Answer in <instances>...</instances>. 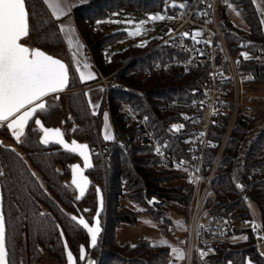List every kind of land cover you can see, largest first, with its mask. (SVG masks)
Wrapping results in <instances>:
<instances>
[{
  "label": "trees",
  "instance_id": "1",
  "mask_svg": "<svg viewBox=\"0 0 264 264\" xmlns=\"http://www.w3.org/2000/svg\"><path fill=\"white\" fill-rule=\"evenodd\" d=\"M168 1L83 0L73 7L77 28L98 72L97 78L90 83L113 74V79L122 85L104 89L97 114L90 111L87 96L79 89L72 68L70 85L62 92L68 111L65 136L68 140L89 145L93 167L88 169V175L93 182L99 183L106 196V211L100 215L104 232L97 247L91 249L99 264H179L171 258L169 245L156 244L146 238H140L135 244L123 243L118 237L120 227L139 222L138 211L124 204L126 199L144 206L158 220L163 218V231H166L165 224L174 221L169 203L177 202L188 207L192 197L191 189L184 181L187 168L164 166L153 147L134 143L137 126L125 120L121 103H130L141 117L148 119L155 135L167 144L169 152L189 156L187 142L190 133L171 134L167 125L179 119L183 111L200 112L197 102L204 96L201 86L208 81L210 65L200 63L190 69L172 65L145 75L146 69L154 64L188 57L176 44H159L163 38L161 34L148 38L143 46L131 39L122 50L106 55L114 44L128 35L126 29H118L116 23L108 22L114 21L116 12L135 10L151 14L160 12ZM231 1L249 29L235 26L224 11L221 14L225 22L223 32L231 53L245 60V67L255 76L247 85L248 97L251 91L264 90V61L252 56L245 59L242 53L246 50L242 44L251 41L254 49L264 48V18L255 0ZM27 6L31 32L24 42L68 64L59 26L49 9L42 0H27ZM196 87L198 92L193 93L192 89ZM260 99L261 109L254 116L242 109L238 113L212 182L216 193L212 212L235 219L257 218L264 229V170L260 173L254 171L264 168V94ZM249 102L254 101L247 98ZM107 109H110L118 140H105L102 135ZM62 114L60 105H52L37 117L46 127L57 128L62 124L57 123ZM230 119L231 111L228 110L219 112L212 122L204 156V167L208 172L227 134ZM33 123L29 122L25 136L21 138L23 142H17L20 150L0 143V169L4 172L0 184L4 195L10 264H44L47 254L58 264H67L65 240L76 257L80 246L86 241L90 243L87 231L78 220L72 219L73 216L79 218L73 213L86 199L77 200L66 183L71 174L70 163L77 159V155L56 143L44 145L42 132ZM0 132L9 141L13 140L6 127ZM237 185H243V188ZM153 197L156 200H151ZM251 203L258 207L259 214L255 213ZM80 217L85 218V215ZM235 234H245L248 239H233L230 243L215 246L208 263L249 264L251 261V264H264V253L259 248L261 240L251 231H235Z\"/></svg>",
  "mask_w": 264,
  "mask_h": 264
},
{
  "label": "built area",
  "instance_id": "2",
  "mask_svg": "<svg viewBox=\"0 0 264 264\" xmlns=\"http://www.w3.org/2000/svg\"><path fill=\"white\" fill-rule=\"evenodd\" d=\"M75 4L83 0H72ZM175 3L176 7H171ZM186 7L180 8L179 4ZM233 5L231 0H185L168 1L160 10L166 18L158 23L161 26L162 40L159 44L168 43L178 45L187 54V58L176 59L172 62L157 63L146 69L145 75H150L152 70L168 68L172 65H182L186 69L194 68L198 64H209L208 81L202 85L204 96L197 102L200 112L183 111L179 119L171 121L167 130L171 134L180 135L189 132L188 148L189 156H180L169 152L167 144L161 142L155 135L145 117H141L130 103L122 102L121 111L125 114V120L133 122L136 126L134 143L160 148L157 154L161 157L162 164L168 167H185L187 176L184 181L191 189L192 197L189 209V223L186 228L190 243L191 258L188 264H209L208 257L212 249L220 244H227L233 240L235 231H251L253 235L264 242V229L257 219L240 218L235 219L223 213H214L212 208L216 201V193L212 186L217 166L220 162L230 133L237 120L239 111L242 109L250 116H254L261 108L252 107L247 103V85L255 78L239 55L231 53L223 32L221 14ZM158 25L150 21V30L156 31ZM202 34L197 36L196 32ZM184 33H189L184 36ZM248 36V33H247ZM210 41V43H209ZM251 41L243 42L249 57L264 61V48L254 49ZM105 90L113 86H122L113 79L112 75L101 78ZM193 93L198 88L192 89ZM231 111V121L227 134L222 142L214 165L208 172L204 167L205 150L209 143L212 122L219 112ZM173 125H183L179 131L173 129ZM1 129V128H0ZM203 133V135H201ZM115 140L118 133L115 131ZM130 147V144L128 145ZM264 168L254 171L260 173ZM151 200H156L153 197ZM159 224H164V219H159ZM258 225L253 228L252 224ZM207 253L202 255L201 253Z\"/></svg>",
  "mask_w": 264,
  "mask_h": 264
},
{
  "label": "snow or ice",
  "instance_id": "3",
  "mask_svg": "<svg viewBox=\"0 0 264 264\" xmlns=\"http://www.w3.org/2000/svg\"><path fill=\"white\" fill-rule=\"evenodd\" d=\"M45 3L51 8L57 20L62 16L68 15L67 9L69 5L67 0H45ZM176 6L175 3L171 5V7ZM179 7L184 8L186 5L181 3ZM237 15H239L238 12ZM166 18L169 17L162 14L149 16L151 21L164 20ZM108 22L120 23L121 21L109 20ZM147 22H139L135 30L130 34L140 35L145 30L143 25ZM97 23H100V21ZM59 30L67 35L69 46L75 49L72 52V57L76 78L81 83L95 80L96 74L91 70L92 65L88 62L87 57L81 58L80 56L84 45L79 40L75 28L71 25L61 24ZM30 32V11L27 6V0H0V128L6 127L18 142H23L21 138L25 136V130L28 128L29 122L33 121L37 125L38 130L43 133L41 142L44 145L56 143L61 145L67 152L78 154L82 157L84 161L83 168L79 164L71 166L73 173L71 183L79 192L76 199H81L85 196L90 184L88 177L84 175V171L93 167L89 145L75 140L67 141L64 132L60 128L46 127L37 117L38 113L47 111L49 107L46 97L63 92L69 87L72 79L69 65L40 48H32L23 43L22 41L30 36ZM201 34L199 31L196 32L197 36ZM183 35L188 36L189 33H184ZM73 36H76L75 40H73ZM143 43L146 44L147 42ZM140 46H143V44ZM242 56L245 59H250L248 53H242ZM85 95L88 94L85 93ZM56 98L58 99L59 97L57 96ZM98 107L99 105H94V109ZM108 119V114L104 113V139L113 140L114 135ZM172 127L179 131L183 128V125H173ZM156 151L159 153L160 148L157 147ZM2 175H4V172L0 169V176ZM237 187L243 188V185H237ZM96 192L98 195V210L94 217V224H90L83 217H72L73 220H78L79 225L90 235L92 248L97 247L98 238L102 232L100 214L104 208L103 194L99 188L96 189ZM2 200L3 197L0 196V264H10L9 250L6 244V218ZM251 226L253 228L258 227L254 223ZM61 235H63L62 232ZM241 238L244 240L248 239L247 236L233 237V239ZM64 245L65 249H68L67 240L64 241ZM173 251L178 253V258H183L181 250L173 249ZM201 254L207 255V253L203 252ZM86 256L85 247L81 245L79 258L85 259ZM67 260L68 264H77V258L70 249L67 250ZM89 264H95V262L89 261ZM249 264H251V261H249Z\"/></svg>",
  "mask_w": 264,
  "mask_h": 264
},
{
  "label": "crops",
  "instance_id": "4",
  "mask_svg": "<svg viewBox=\"0 0 264 264\" xmlns=\"http://www.w3.org/2000/svg\"><path fill=\"white\" fill-rule=\"evenodd\" d=\"M42 1L45 3V0H42ZM255 1L257 3V6H258L260 12L263 15V18H264V0H255ZM67 4L69 5V8L67 9L68 15L62 16L60 18V19H62L60 21V24L71 25L72 27L75 28V32L78 35L79 40L84 45V48H83L80 56H81V58L87 57L88 62L92 65V69L91 70L93 72H95L96 78H97L98 72H97V70L95 68L93 57L91 55L90 50L87 47L86 42L84 41L83 37L81 36L80 31L77 28V25H76V22H75V19H74V16H73V7L76 4L72 0H67ZM45 5L49 9L51 15L56 19V17L53 15L52 10L48 6V4L45 3ZM232 6L233 5H231L229 8H227V11H225L226 15H227V18H229V20L235 26H237L239 28H242L244 30H248L249 29L248 24L245 22L241 12L239 11L241 18H240V16L238 18L237 11L232 9ZM232 15L235 16V18H236L235 20H233ZM61 35H62L64 44H65V47H66V50H67V53H68L69 69L72 68V70L74 72V64H73L72 52L75 49H72L69 46L67 35L65 33H63V32H61ZM75 39H76V36H73V40H75ZM28 46L31 47L30 45H28ZM77 80H78V83H79V89H81L82 91H84L88 95L92 96V99H91L92 100V102H91L92 106H90L89 108H90V111L93 114H97L98 111H99V108H100L101 99H102L103 92H104V89H105L104 86H103V83L101 82V79L98 80V81H95L93 83H90L91 81H88L86 83H81L78 78H77ZM47 98L48 97H46L45 99H47ZM87 101H88V99H87ZM94 105H99V107L94 109ZM105 113L108 114V117H109L108 123H109V125L111 127L112 134L114 135L115 128H114V125L112 124L110 109H107L105 111ZM60 129L64 132L63 128H60ZM104 131H105V120L103 121V127H102V135L103 136H104ZM114 138H115V135H114ZM65 139L67 141H69V142H71L73 140V139L68 140L66 138V136H65ZM0 141L3 142L5 145H8V146H13L12 143L14 141L16 143L18 142L14 137H13V140H10V141L7 138H5V137H0ZM83 144H86V143H83ZM76 164L81 165L82 168L84 167V163L82 162V160L80 158H78L77 160L71 162L70 163L71 174L67 177L66 180L68 182V185L70 186V188L74 192L75 196L77 197L79 195L78 189H76V187L71 183V181L73 179V173H72V167L71 166L72 165H76ZM84 175H86L88 177L89 181H90L88 190L85 193V194H87V192L91 188V185H93V181L89 177L86 169L84 171ZM93 186H96V184L93 185ZM97 188L101 189L98 185L96 186V189ZM251 206H252L253 210H256V209L258 210V207L254 203H252ZM131 208H133V207H131ZM169 208L172 211L173 218H174L175 215H180L182 212H183V214H186V222L183 223V221H181L179 223H176V221L174 219V221L171 224H168V223L165 224L167 226V230L163 231V226L162 225H164V224H159V222H158L159 220L157 218H155L151 213L147 212L146 210H142V211H140L142 213H139V211L137 210L138 211V215H139L138 224L137 225H130V224L123 225L122 227H120L118 229V237L121 240V242H123V243L130 242V243L135 244L140 238H146V239L152 241L153 243L154 242L155 243L159 242L158 244L169 245L170 249H171V258L174 261L178 262L179 264H188V261L191 258V250H190L191 246H190V243H189V240H188V235H187V232H186V228H187L188 223H189V209H188V207H186V206H184L182 204H179L177 202H170L169 203ZM137 226H140V227L137 228ZM243 236H245V234L235 235L234 237L240 238V237H243ZM234 240H240V239H234ZM173 249L181 250L183 252V258L182 259L178 258V253L174 252ZM89 252H90V250H89ZM93 256L91 254V256H89V258L92 259Z\"/></svg>",
  "mask_w": 264,
  "mask_h": 264
},
{
  "label": "rangeland",
  "instance_id": "5",
  "mask_svg": "<svg viewBox=\"0 0 264 264\" xmlns=\"http://www.w3.org/2000/svg\"><path fill=\"white\" fill-rule=\"evenodd\" d=\"M45 4V3H44ZM47 7V6H46ZM232 9H234L235 11H237L239 13L238 8L233 4ZM227 11V9H226ZM230 11V10H229ZM149 14L150 13H146V12H140V11H135V10H124V11H118L115 13L114 15V21H121L120 23H116L117 26L116 28L118 29H126L128 31V35L121 39L119 42H117L116 44H114L106 53L107 56H110L112 53L122 50L130 41L131 39H135V41L139 44L142 45L144 44L143 42L147 41L148 38L160 34L161 33V26L158 25L159 22H161L162 20H155V24L158 25V29L156 31H150V21L149 20ZM153 14H161L160 12H155ZM238 18L240 16L237 15ZM51 17L53 19H55L52 15ZM233 20H235V16L232 15ZM241 18V16H240ZM229 19V18H228ZM62 19H55V21L57 22L58 26H60V21ZM141 21H148L146 24L143 25V28L145 29L144 31H142V33L140 35H131L130 33L133 32L135 30V28L137 27V25L139 24V22ZM113 76V74H111ZM264 94V90L263 89H259L257 91H251L250 93H248V101L249 100H253V103L249 104L252 107H260L261 106V99L260 96ZM59 97L58 99L56 97ZM87 99H88V105L89 107L92 106L91 102H92V96L91 95H87ZM47 100V104L48 106H52V105H60L62 110H63V114L60 116V119H58L59 121L57 123H62L61 126H57V128H63L64 129V125H65V119L68 116V111H67V106H66V97L63 95L62 92L57 93V94H53L48 96ZM33 125L35 127H37V125L35 123H33ZM27 129V128H26ZM43 135V133H42ZM0 137H4L3 134L0 132ZM12 145L17 149L20 150L18 144L14 141L12 143ZM67 179V178H66ZM66 183L68 184L67 180ZM70 184V183H69ZM99 184V183H98ZM97 184V185H98ZM97 192L96 189H94V191H92V193H90L89 196H87L86 198V203L90 206V210L86 211V216L89 220H92V218H94L96 210H97ZM124 204L133 207L134 209L138 210L139 213H142L140 211L145 210L144 206L142 205H138L135 202H133L130 199H126L124 201ZM252 204V203H251ZM256 214H259L257 209L255 210ZM174 219L176 221V223H179L181 221H183V223L186 222V214H183V212L180 215H175ZM126 225V224H125ZM179 225V224H178ZM140 226H137V228H139ZM244 237V236H243ZM155 243V242H154ZM159 242H157L156 244H158ZM259 248L261 250L262 253H264V244L263 242L259 241ZM44 264H58L50 255L47 254L46 258H45V262ZM82 264V263H81Z\"/></svg>",
  "mask_w": 264,
  "mask_h": 264
},
{
  "label": "flooded vegetation",
  "instance_id": "6",
  "mask_svg": "<svg viewBox=\"0 0 264 264\" xmlns=\"http://www.w3.org/2000/svg\"><path fill=\"white\" fill-rule=\"evenodd\" d=\"M23 43H25L24 41H22ZM26 44V43H25ZM27 46H28V44H26ZM53 95V94H52ZM79 157L77 156V159H78ZM76 159V160H77ZM75 161V160H74ZM73 162V161H72ZM87 173H88V170H87ZM96 184V186H97V183H95V182H93V185H95ZM68 185V184H67ZM93 185H91V188L89 189V191L87 192V194H85V196L82 198V199H77V200H79V201H83L84 199H86L87 198V196H89L90 195V193H92V191H94V189H96V186H93ZM69 186V185H68ZM99 186V185H98ZM70 187V186H69ZM100 187V186H99ZM101 188V187H100ZM72 190V189H71ZM102 190V189H101ZM73 194H74V192H73ZM74 196H75V194H74ZM75 198H76V196H75ZM86 210H90V206L86 203V202H83V203H81V206H80V208H77V210L75 211V213H73L74 215H77L78 217H80V216H82V215H85V218L89 221V223L91 224L92 222H93V220H94V218H92V220H89L88 218H87V216H86ZM82 211V212H81ZM89 242L88 241H86V242H84L82 245L85 247V250H86V252H87V258H89V256H91V254H92V252H91V248H90V244H88ZM89 250H90V252H89ZM77 258V264H84V261H81V259L79 258V256H77L76 257Z\"/></svg>",
  "mask_w": 264,
  "mask_h": 264
},
{
  "label": "water",
  "instance_id": "7",
  "mask_svg": "<svg viewBox=\"0 0 264 264\" xmlns=\"http://www.w3.org/2000/svg\"><path fill=\"white\" fill-rule=\"evenodd\" d=\"M151 15H153V13H151V14H149V16H151ZM1 142V141H0ZM90 148V147H89ZM90 152H91V149H90ZM81 160H82V162L84 163V161H83V158L82 157H80L78 154H76ZM91 163H92V165H93V160H92V152H91ZM88 169H90V168H87L86 170H88ZM100 191L102 192V194H103V197H104V208H103V211L101 212V214L103 213V212H105L106 211V207H105V203H106V196H105V194L103 193V191L100 189ZM0 196H2L3 197V200H2V205H3V210H4V195H3V190H2V187H1V184H0ZM97 201H98V196H97ZM97 210H98V203H97ZM97 210H96V212H97ZM100 214V215H101ZM95 215H96V213H95ZM95 217V216H94ZM94 220H93V222L91 223V224H94ZM102 228V232H101V234L104 232V227H101ZM90 236V235H89ZM99 239V238H98ZM6 244H7V226H6ZM90 244V243H89ZM67 245H68V243H67ZM90 248L92 249V247H91V244H90ZM68 249H70L69 248V246H68ZM68 249H65L66 250V254H67V250ZM92 256H93V254H92ZM85 260V261H84ZM81 261H84V264H89V261H94L95 262V264H99V261L96 259V257L95 256H93V258L91 259V258H87V257H85V259H81ZM67 264H68V260H67Z\"/></svg>",
  "mask_w": 264,
  "mask_h": 264
}]
</instances>
